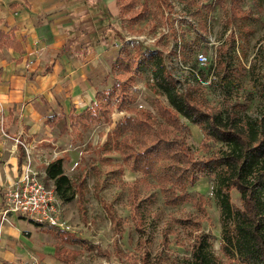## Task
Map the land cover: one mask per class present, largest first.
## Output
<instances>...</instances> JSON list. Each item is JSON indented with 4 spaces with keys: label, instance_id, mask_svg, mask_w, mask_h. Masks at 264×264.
<instances>
[{
    "label": "rangeland",
    "instance_id": "obj_1",
    "mask_svg": "<svg viewBox=\"0 0 264 264\" xmlns=\"http://www.w3.org/2000/svg\"><path fill=\"white\" fill-rule=\"evenodd\" d=\"M144 1L148 5L147 15L133 26L120 21L116 2L112 5V8L115 7L112 9L113 13L111 11L113 15L99 10L94 23L80 30L82 34L79 37L86 43L80 48L81 58L93 51L95 45L101 44L113 47L111 52L114 53V59L122 55L133 57L135 53L143 52L141 46L146 48L145 51H162L165 65L179 88H183L186 82L193 81L192 70H199V77L204 83L200 84L198 93L208 108L223 110L227 105L239 103L243 113L251 117L264 110V100L260 93L261 61L257 53L258 48L264 44V0H191L192 4L166 0L170 11L161 5L159 7L154 0H137V4L141 5ZM237 8L245 12L248 19L235 20L226 26L225 22L231 11ZM84 19L81 20V25L91 22L89 17ZM201 24H204L205 29L200 28ZM172 31L175 32L174 37ZM141 36L143 40L135 39ZM77 38L70 42L75 41L77 44ZM149 38L156 39L147 42ZM179 40L186 41L192 47L186 62L174 54L179 47ZM220 52L224 53L228 66L239 63L244 67L245 71L236 81L227 83L221 78L222 75L211 74L209 65L197 64L198 54L211 57L213 65ZM99 62L101 65L95 68L90 82L97 92H103L118 83L115 76L119 71L106 73L102 61ZM137 72L130 88L135 96L131 106L149 110L156 115L155 95L146 85L150 82V73L142 67H138ZM160 100L167 103L164 97H160ZM123 116L125 113L118 112L113 107L109 116L110 124L103 120L89 121L86 128L78 126L76 132L69 130L65 134L59 133L55 138L56 144L49 148L48 158L39 157L32 162L35 170L43 171L44 161L49 162L59 157L63 150L61 157H67L63 164L65 175L73 184L82 183L83 187L73 201L61 204L63 220L69 227L67 230L37 226L21 217L18 221L13 219L14 226L22 229V234L27 239V245L22 244L24 253L15 260V264H132L134 261L135 264H140L142 249L137 246L140 237L145 240V250L152 264H181L190 260L191 245L194 236L199 233L208 236L210 250L219 264H239L235 259L227 258L220 249L221 224L214 195L217 181L214 174L201 177L193 187L188 188V200L175 206L163 203L159 189L152 186L155 182L148 177L146 185H138L137 202L141 206L142 219L139 223L140 231L136 229L130 217L128 195L129 188L142 176L125 169L121 173L112 167V164L121 163L120 157L111 154L105 158L101 152L104 135ZM180 120L188 128L185 143L196 159L223 152L221 143L213 139L206 143V148L201 146L203 135L199 128L183 117ZM106 159L111 160V163ZM41 180L44 185H51L42 176ZM13 182L5 180L0 183V187L4 189ZM199 195L205 199V214L196 208ZM100 198L112 205L119 218V234L113 232ZM231 199L235 205H239L236 192H232ZM188 220L199 222L200 228L190 225L186 222ZM116 248L128 258L120 257Z\"/></svg>",
    "mask_w": 264,
    "mask_h": 264
},
{
    "label": "trees",
    "instance_id": "obj_2",
    "mask_svg": "<svg viewBox=\"0 0 264 264\" xmlns=\"http://www.w3.org/2000/svg\"><path fill=\"white\" fill-rule=\"evenodd\" d=\"M115 1L122 23L127 22L133 26L147 15L146 1L141 5L137 4V0ZM154 1L159 7L161 5L170 11L166 0ZM178 1L192 4L191 0ZM245 19H248V15L237 8L231 11L225 25ZM200 28L205 29L204 24ZM171 34L175 36V32L172 31ZM16 44L12 36L0 31V49ZM141 48L143 52L135 53L133 57H117L111 71H119L115 76L118 83L106 91L96 92L89 109L83 110L78 117L71 114L51 117L47 123L60 127L63 132H66L67 126L70 131L76 132L78 126L86 128L89 121L103 120L110 124L109 116L113 107L118 112L125 113L106 134L101 152L103 155L117 154L120 157L121 163L112 164V167L121 173L125 169L142 176L129 188L128 195L130 217L136 229L139 230L142 219L141 206L137 202L138 185H146L148 177L155 182L152 186L159 189L163 203L175 206L188 200V188L193 187L201 177L214 174L217 176L214 195L221 224V251L239 264H264V110L251 117L243 113L239 103L227 105L223 110L208 108L199 96L200 83L194 79V75L193 81H188L183 88H179L165 65L163 52L145 51L143 46ZM191 52V45L179 40V47L174 54L186 62ZM257 53L261 61L260 93L264 100V44L258 48ZM138 67L150 73V82L146 85L155 95L156 115L149 110L131 106L135 96L130 88L138 74ZM209 69L215 76L222 75L221 78L227 83L236 81L245 71L239 63L228 66L222 52ZM192 72L199 75L198 69ZM160 97H164L167 103H162ZM181 117L199 128L203 135L201 146L206 148V143L213 139L221 143L223 152L196 159L185 143L188 128L181 122ZM19 149L21 150L20 146ZM106 161L111 163L109 159ZM63 162V157H56L48 162L44 168V181H51L59 200L69 203L78 196L83 184L72 183L63 171ZM233 191L238 194V206L232 202ZM99 201L113 226V232L119 234V218L112 205L101 198ZM196 208L200 213H206L202 195L198 197ZM186 222L200 228L199 222ZM137 246L142 249L139 263L152 264L145 250V240L140 237ZM116 251L120 257L128 258L118 248ZM190 253V260L181 264H219L210 250L206 234L194 236Z\"/></svg>",
    "mask_w": 264,
    "mask_h": 264
},
{
    "label": "crops",
    "instance_id": "obj_3",
    "mask_svg": "<svg viewBox=\"0 0 264 264\" xmlns=\"http://www.w3.org/2000/svg\"><path fill=\"white\" fill-rule=\"evenodd\" d=\"M115 2L0 0V31L17 43L0 49V183H11L19 176L26 148L32 162L39 157L48 158L55 138L66 133L47 123L49 118L78 116L94 102L97 91L90 82L91 76L100 67L99 60L104 71L111 72L116 58L111 52L113 47L102 44L81 58L80 48L86 43L79 37L80 30L94 23L99 10L111 13ZM87 17L91 22L81 25ZM76 37L77 44L71 43ZM69 130L67 126L66 131ZM62 154L63 150L59 157ZM2 200L0 187V204ZM13 219L18 217L11 216L9 223L0 225V264H15L24 253L22 244L27 245L23 230L14 226Z\"/></svg>",
    "mask_w": 264,
    "mask_h": 264
},
{
    "label": "built area",
    "instance_id": "obj_4",
    "mask_svg": "<svg viewBox=\"0 0 264 264\" xmlns=\"http://www.w3.org/2000/svg\"><path fill=\"white\" fill-rule=\"evenodd\" d=\"M135 39L143 40V36ZM155 39L149 38L147 42H153ZM210 60L211 57L202 53L196 56L198 65L213 67L214 64L212 65ZM193 75L198 83H204L197 72H194ZM47 164L48 162L45 161L44 165ZM41 176L45 178L44 171L35 170L30 159V152L26 148L25 162L19 176L12 184L3 189V200L0 204V225L9 223V218L14 216L21 217L37 226H48L59 230L69 228L62 217V202L55 195L52 185L43 184Z\"/></svg>",
    "mask_w": 264,
    "mask_h": 264
}]
</instances>
